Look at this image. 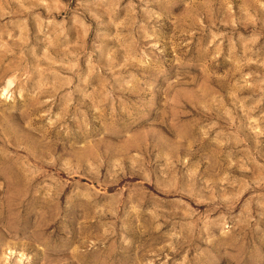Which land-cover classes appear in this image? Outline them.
<instances>
[{
    "label": "rangeland",
    "instance_id": "rangeland-1",
    "mask_svg": "<svg viewBox=\"0 0 264 264\" xmlns=\"http://www.w3.org/2000/svg\"><path fill=\"white\" fill-rule=\"evenodd\" d=\"M0 264H264V0H0Z\"/></svg>",
    "mask_w": 264,
    "mask_h": 264
},
{
    "label": "bare ground",
    "instance_id": "bare-ground-1",
    "mask_svg": "<svg viewBox=\"0 0 264 264\" xmlns=\"http://www.w3.org/2000/svg\"><path fill=\"white\" fill-rule=\"evenodd\" d=\"M140 139H141V138H140ZM142 139H143V138H142ZM142 139H141V140H142ZM144 142H145V141H144ZM133 143H134V141H133ZM138 143H139V142H138ZM140 143H141V142H140ZM135 144H136V143H135ZM139 145H140V144H139ZM130 146H132V145H130ZM132 148H133V146H132Z\"/></svg>",
    "mask_w": 264,
    "mask_h": 264
}]
</instances>
